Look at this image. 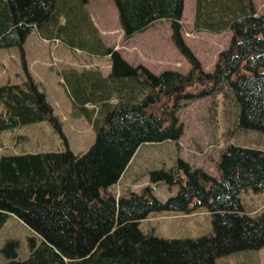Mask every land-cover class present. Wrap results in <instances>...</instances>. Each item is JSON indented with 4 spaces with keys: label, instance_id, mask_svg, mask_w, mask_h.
<instances>
[{
    "label": "trees",
    "instance_id": "obj_1",
    "mask_svg": "<svg viewBox=\"0 0 264 264\" xmlns=\"http://www.w3.org/2000/svg\"><path fill=\"white\" fill-rule=\"evenodd\" d=\"M113 1L126 38L170 20L190 70L155 73L100 41L102 48L91 46L82 34L83 21L90 20L77 12L88 0H0V48L17 47L26 69L23 81L0 84V131L48 120L63 134L45 90L26 68L24 45L33 28L111 58L107 75L72 69L65 77L74 106L95 131L88 150L78 154L67 146L0 156V230L15 215L36 235L25 258L18 257V240L9 238L1 248L6 264H216L221 256L264 247V211L249 214L240 197L244 189L264 191L263 149L228 145L218 177L181 158L151 170L150 183L179 185L165 200L149 185L118 197L109 189L142 143L178 139V111L198 96L231 94L239 106L237 126L264 132V14L256 13L253 0H197V29L232 31L229 47L205 71L182 34L185 0ZM200 207L212 215L209 234L164 238L140 229L153 211Z\"/></svg>",
    "mask_w": 264,
    "mask_h": 264
},
{
    "label": "rangeland",
    "instance_id": "obj_2",
    "mask_svg": "<svg viewBox=\"0 0 264 264\" xmlns=\"http://www.w3.org/2000/svg\"><path fill=\"white\" fill-rule=\"evenodd\" d=\"M192 5V0H186L181 19L183 35L204 69L209 71L214 68L219 52L229 45L231 33L197 30L193 23ZM81 6L77 12L83 11L90 20L83 21L82 34L91 46L97 44L102 48V43L114 47L131 64L142 63L155 73L168 69L183 73L189 71V61L180 53L171 38L169 20H157L146 31L136 32L131 38H126L113 0H88ZM66 18L67 16H63L61 20ZM47 33L46 30L42 32L44 36ZM43 40V36L36 29L29 35L24 45L26 66L40 82L54 112L60 117L63 134L48 120L0 131V156L25 151H58L66 149L67 146L79 154L88 150L94 142L92 122L81 114L78 106H74L65 77L67 71L72 69L101 70L107 75L111 69V58L109 55L80 48L81 46L70 47L60 39L46 38L44 42L47 45L42 44ZM25 77L26 70L20 51L16 47L0 49V84L20 82ZM198 88L190 87L192 91H198ZM223 95L214 92L188 100L178 111V139L142 143L119 181L110 186V191L115 195H122L128 190L140 192L149 185L151 192L164 200L175 194L179 185H169L162 181L150 183L151 170L169 168L181 158L192 168H202L218 177L220 173L217 163L228 145L264 150V132L238 127L236 118L239 106L231 94L224 95L226 98ZM86 106H91V103ZM240 196L246 209L258 205L264 208V191L244 189ZM140 229L144 233L164 238H197L213 231L212 215L206 207H200L191 214L171 210L153 211L140 221ZM32 236L36 237L26 223L15 215H9L0 230V264L8 261L1 248L9 238L18 240V257L25 258L29 253V238ZM253 258H256V264H259L258 260L260 264H264V250L236 251L221 256L216 264H245L250 261L255 264Z\"/></svg>",
    "mask_w": 264,
    "mask_h": 264
},
{
    "label": "crops",
    "instance_id": "obj_3",
    "mask_svg": "<svg viewBox=\"0 0 264 264\" xmlns=\"http://www.w3.org/2000/svg\"><path fill=\"white\" fill-rule=\"evenodd\" d=\"M255 4H256V9L258 10V11H263L264 10V0H255ZM41 46V45H40ZM262 207H260L259 205L258 206H254V207H251V209H246L248 212H250V213H256V212H258L259 211V209H261ZM259 250H264V247H262V248H260ZM249 260H251L250 258H249ZM253 260H254V262H255V264L257 263V261H256V258H253ZM259 261V264H260V260H258ZM245 264H251V261L250 262H247V263H245Z\"/></svg>",
    "mask_w": 264,
    "mask_h": 264
}]
</instances>
